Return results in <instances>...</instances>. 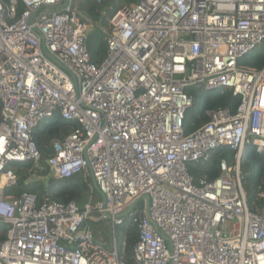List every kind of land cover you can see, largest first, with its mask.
<instances>
[{
	"label": "built area",
	"instance_id": "1",
	"mask_svg": "<svg viewBox=\"0 0 264 264\" xmlns=\"http://www.w3.org/2000/svg\"><path fill=\"white\" fill-rule=\"evenodd\" d=\"M90 26L73 0H0V264H128L115 237L125 221L137 231L131 264H264V208L248 207L240 174L246 144L264 154V68L239 65L264 41V0L121 6L96 63ZM193 86L229 90L236 110H209L185 133ZM55 113L78 127L50 140L46 176L81 175V207L4 194L15 165L40 162L31 134ZM221 148L233 163L194 179L189 165ZM94 212L110 222V249L88 224Z\"/></svg>",
	"mask_w": 264,
	"mask_h": 264
},
{
	"label": "trees",
	"instance_id": "2",
	"mask_svg": "<svg viewBox=\"0 0 264 264\" xmlns=\"http://www.w3.org/2000/svg\"><path fill=\"white\" fill-rule=\"evenodd\" d=\"M9 0H3L5 5ZM74 1V0H73ZM139 0H80L78 8L90 20L91 26L86 37V48L91 60L96 63L103 59L106 53V44L103 41L101 28L113 13L124 5L135 4ZM112 8V11L110 10ZM21 8H18L20 13ZM239 65L260 70L264 68V41L249 55L239 61ZM187 93L192 97V107L187 111L184 120V131L189 133L208 121L206 112L214 109H227L231 113L236 110L239 98L233 96L227 89L214 91L204 90L202 87H189ZM78 127L73 121L65 120L55 113L52 117L40 122L32 131L41 153V160L36 165L33 162L20 163L13 168L17 176L16 184L6 187L5 196L19 197L24 193L36 196L37 202L49 199L58 203L74 202L81 207L89 198V187L81 175L71 178L55 179L47 177L48 168L45 159L50 153L51 139H62L71 128ZM234 151L221 148L217 150L210 162L205 164H191L189 173L194 179L205 178L213 180L219 176V162L225 159L228 164L233 163ZM240 174L247 199L248 207L252 211L264 208V154L258 153L251 144L244 147L240 161ZM95 194V193H94ZM6 224H0V240L5 237ZM120 231V242L117 243L120 258L128 264L132 263L131 249L137 240L136 227L125 221L117 228Z\"/></svg>",
	"mask_w": 264,
	"mask_h": 264
},
{
	"label": "rangeland",
	"instance_id": "3",
	"mask_svg": "<svg viewBox=\"0 0 264 264\" xmlns=\"http://www.w3.org/2000/svg\"><path fill=\"white\" fill-rule=\"evenodd\" d=\"M73 3L76 6H78V4L80 3V0H74ZM93 196H94L93 202H97V201L101 200L98 193H95ZM88 224L91 225L90 227L92 228V230L96 236H98V233H99L101 238H103L105 240L107 248L110 249L111 238L113 236L112 227L110 225V222L108 220H103L99 214L94 212L91 214L90 219L88 221ZM95 224H96V226H94ZM233 224L235 225V222L231 223V225L229 226V231H231L232 229H235V231H233L232 233H237L238 229H237V227L233 228ZM115 237H116L117 243L119 244V242H120V231L118 229L116 230Z\"/></svg>",
	"mask_w": 264,
	"mask_h": 264
},
{
	"label": "water",
	"instance_id": "4",
	"mask_svg": "<svg viewBox=\"0 0 264 264\" xmlns=\"http://www.w3.org/2000/svg\"><path fill=\"white\" fill-rule=\"evenodd\" d=\"M91 181L93 182L92 179H91ZM93 186H94V189L97 190L96 187H95V185H94V182H93ZM143 200H144L145 203L147 202V198H146L145 196L143 197ZM128 210H129V209H128Z\"/></svg>",
	"mask_w": 264,
	"mask_h": 264
},
{
	"label": "crops",
	"instance_id": "5",
	"mask_svg": "<svg viewBox=\"0 0 264 264\" xmlns=\"http://www.w3.org/2000/svg\"><path fill=\"white\" fill-rule=\"evenodd\" d=\"M94 226H96V224H95ZM97 238H101V236L99 235V233H98V236H97Z\"/></svg>",
	"mask_w": 264,
	"mask_h": 264
}]
</instances>
